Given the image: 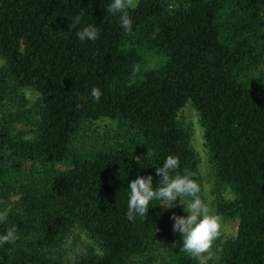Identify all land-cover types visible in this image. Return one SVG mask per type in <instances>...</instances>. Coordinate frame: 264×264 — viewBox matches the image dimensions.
Listing matches in <instances>:
<instances>
[{
  "label": "trees",
  "instance_id": "1",
  "mask_svg": "<svg viewBox=\"0 0 264 264\" xmlns=\"http://www.w3.org/2000/svg\"><path fill=\"white\" fill-rule=\"evenodd\" d=\"M111 2L0 0V199L9 205L0 235L14 226L19 236L0 245V264H198L173 231L184 205L153 201L147 218L126 215L131 181L152 175L158 185L169 155L202 186L177 117L186 102L214 168V207L237 219L213 253L221 264H264V0H137L131 32L106 12ZM89 25L98 39L80 41ZM24 87L39 93L36 113ZM100 118L116 141L76 146L85 122ZM74 227L92 244L66 257Z\"/></svg>",
  "mask_w": 264,
  "mask_h": 264
},
{
  "label": "clouds",
  "instance_id": "2",
  "mask_svg": "<svg viewBox=\"0 0 264 264\" xmlns=\"http://www.w3.org/2000/svg\"><path fill=\"white\" fill-rule=\"evenodd\" d=\"M136 7V0H112L106 8L107 13L119 15V23L126 32L132 31V19L129 9ZM71 19L69 29H75L80 24L81 15ZM80 41L96 40L100 33L96 27L85 26L76 32ZM95 101H99L102 92L93 88L90 93ZM149 152V151H148ZM135 159L139 162L140 157ZM180 168L178 157L169 155L163 165L157 167L156 174L161 177L158 185L153 184V176L139 175L128 187L129 199L127 218L134 221L137 216L146 217L153 201H159L156 206L171 209L177 204L185 206L186 216L173 213V231L179 232L183 238L181 251L189 254L198 264H208L213 258V247L224 234L222 218L213 213L210 208V197L206 201L202 197V186L193 178V174L185 170L184 174L177 171ZM175 173V175H173ZM7 219V212H0V223ZM19 239L17 229L8 228L6 234L0 235V245L15 243Z\"/></svg>",
  "mask_w": 264,
  "mask_h": 264
},
{
  "label": "rangeland",
  "instance_id": "3",
  "mask_svg": "<svg viewBox=\"0 0 264 264\" xmlns=\"http://www.w3.org/2000/svg\"><path fill=\"white\" fill-rule=\"evenodd\" d=\"M137 2V0H136ZM152 59L153 56L149 55ZM3 59L0 57V65ZM22 92L27 100L26 109L36 113L39 108V93L30 87H24ZM179 122L190 129L191 144L194 147L198 156L199 172L201 177V183L203 188V195L206 199L210 197L211 211L222 218L224 234L221 239L231 238L236 234L237 219H228L223 217L214 207V184H215V172L213 165L208 158V150L203 138V127L199 121V117L195 109L191 106L190 102H186L178 111ZM115 125L107 118H100L94 121H86L84 127L79 131L77 139L75 140L76 146H87L89 144H98L99 146L110 145L116 141L114 130ZM28 126L18 124L19 130H27ZM29 134V133H28ZM227 197L230 195L225 194ZM15 199L14 197H11ZM9 208L8 202L0 199V211L5 212ZM91 239L85 231L78 227L71 229L63 243L61 252L66 257H73L74 251L81 248L82 244L91 243ZM208 264H221L219 262L218 254L214 252L211 263Z\"/></svg>",
  "mask_w": 264,
  "mask_h": 264
}]
</instances>
